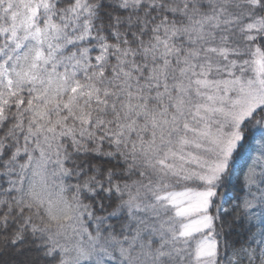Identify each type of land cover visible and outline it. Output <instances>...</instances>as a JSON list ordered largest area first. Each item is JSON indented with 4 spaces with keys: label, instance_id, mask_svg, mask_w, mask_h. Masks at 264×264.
<instances>
[{
    "label": "snow or ice",
    "instance_id": "1",
    "mask_svg": "<svg viewBox=\"0 0 264 264\" xmlns=\"http://www.w3.org/2000/svg\"><path fill=\"white\" fill-rule=\"evenodd\" d=\"M0 264H264V0H0Z\"/></svg>",
    "mask_w": 264,
    "mask_h": 264
}]
</instances>
